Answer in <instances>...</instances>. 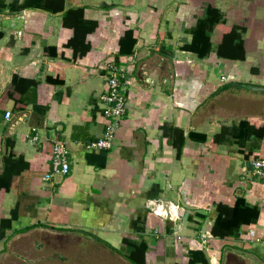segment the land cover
Masks as SVG:
<instances>
[{"label":"crops","instance_id":"obj_1","mask_svg":"<svg viewBox=\"0 0 264 264\" xmlns=\"http://www.w3.org/2000/svg\"><path fill=\"white\" fill-rule=\"evenodd\" d=\"M0 33V264H264V0H0ZM110 63L130 102L90 150ZM57 138L70 172L45 182Z\"/></svg>","mask_w":264,"mask_h":264},{"label":"built area","instance_id":"obj_2","mask_svg":"<svg viewBox=\"0 0 264 264\" xmlns=\"http://www.w3.org/2000/svg\"><path fill=\"white\" fill-rule=\"evenodd\" d=\"M17 37H22V32L17 33ZM103 71L107 81V91L102 96L104 105L105 131L103 136L88 145L90 150H110L115 145L116 135L126 116L130 99L126 94V86L131 78V71L124 67H120L116 63H110L103 66ZM225 78H223L224 80ZM145 82L152 84L153 80L147 76ZM13 114L6 112V119H11ZM52 148L51 169L44 175L43 180L50 182L55 176H66L70 172L69 149L64 139H53L50 143ZM253 175L264 181V158L254 159ZM151 211L157 215L167 217L171 220L179 218L178 206L164 203H149ZM247 238L256 243L264 245V240L258 237L255 229L249 230ZM204 243L206 240L203 241ZM209 248V247H208Z\"/></svg>","mask_w":264,"mask_h":264},{"label":"trees","instance_id":"obj_3","mask_svg":"<svg viewBox=\"0 0 264 264\" xmlns=\"http://www.w3.org/2000/svg\"><path fill=\"white\" fill-rule=\"evenodd\" d=\"M84 27H86V28H84ZM103 27L104 26L102 24H99L98 25V23H96V24L90 23V27H89V24L87 22L83 23V27L82 28H83V32H85V33L82 35V37H77V35H76L69 42L68 45L71 46V47H73L75 49V54H80V56H82V57L87 56L89 54L88 52H90V50H91V48H90L89 45H85L84 46V43H85L84 42V39H86L87 33H89V32H91V33H93V32L99 33L101 31V28H103ZM119 28H120V31L123 30L122 25H120ZM1 38H2V34L0 33V39ZM77 44L79 46H77ZM117 63H118V61H117ZM30 83L35 84V82H30ZM256 133L258 134L259 138H261L262 140H264V128L259 129V131H256ZM218 139L219 138L217 137L216 141H218ZM181 152H182V143L180 145H178V153H179V156H180ZM238 202H239L238 205L240 206V204L243 203V200L242 199H239ZM237 207L238 206H236L235 209H238ZM218 209H220V211H222L223 207L222 206H219ZM1 225L4 227V225H5L4 221H2V224ZM208 247L211 248V249H213V247L210 244H209ZM130 260L133 262V264H143V263H136V262H134L132 257H130Z\"/></svg>","mask_w":264,"mask_h":264},{"label":"rangeland","instance_id":"obj_4","mask_svg":"<svg viewBox=\"0 0 264 264\" xmlns=\"http://www.w3.org/2000/svg\"><path fill=\"white\" fill-rule=\"evenodd\" d=\"M52 243H53V242H52ZM83 244H84V245H83V247H82V248H83V249H82V252H83V251H84V252H88V251H89V248H87V247L95 246V245H92V244L87 245L88 242H83ZM86 245H87V246H86ZM83 254H85L86 256L83 255L82 257H87V256H88V255H87L88 253H83ZM97 254H98V253H97ZM84 260H85V259H84ZM85 263H86V261L83 262V264H85Z\"/></svg>","mask_w":264,"mask_h":264},{"label":"water","instance_id":"obj_5","mask_svg":"<svg viewBox=\"0 0 264 264\" xmlns=\"http://www.w3.org/2000/svg\"><path fill=\"white\" fill-rule=\"evenodd\" d=\"M254 90H258V91H263L264 92V87H262V88L255 87ZM78 234L83 236V237H86L83 233H78ZM86 238H91V237H86ZM91 240H94V239H91Z\"/></svg>","mask_w":264,"mask_h":264}]
</instances>
